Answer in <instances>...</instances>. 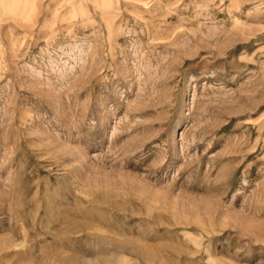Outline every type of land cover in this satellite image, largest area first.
<instances>
[{"label":"rangeland","instance_id":"374dc122","mask_svg":"<svg viewBox=\"0 0 264 264\" xmlns=\"http://www.w3.org/2000/svg\"><path fill=\"white\" fill-rule=\"evenodd\" d=\"M0 264H264V0H0Z\"/></svg>","mask_w":264,"mask_h":264}]
</instances>
